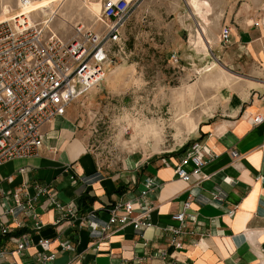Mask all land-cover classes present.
Masks as SVG:
<instances>
[{
	"label": "crops",
	"instance_id": "0c3cea01",
	"mask_svg": "<svg viewBox=\"0 0 264 264\" xmlns=\"http://www.w3.org/2000/svg\"><path fill=\"white\" fill-rule=\"evenodd\" d=\"M247 12L244 8L239 13V28L232 26L230 17L221 29L220 17L211 43H221L223 30L229 28L230 43L242 39L243 48L260 63L261 77L233 90L221 119L201 125L193 144L202 149L205 163L200 172L190 163V181L179 178L175 170L180 159L171 156L146 161L127 173L106 172L67 109L43 126L37 156L0 168V249L7 252L0 264H264V121L254 122L257 116L264 118V26L252 29ZM149 177L159 183L146 199L152 226L136 231L115 224L103 232L110 209L135 199ZM40 189L55 192L62 204L77 208V217H63ZM17 192L32 208L16 205ZM179 213L186 214L189 231L182 236L181 250L170 243L168 230L181 226L172 218ZM83 216L98 228H80ZM2 228L10 234H2ZM25 235L30 245L17 252L12 238ZM41 240L51 241L47 250ZM67 242L70 249L64 247ZM162 251L168 255L165 260ZM51 255L54 259H43Z\"/></svg>",
	"mask_w": 264,
	"mask_h": 264
},
{
	"label": "rangeland",
	"instance_id": "374dc122",
	"mask_svg": "<svg viewBox=\"0 0 264 264\" xmlns=\"http://www.w3.org/2000/svg\"><path fill=\"white\" fill-rule=\"evenodd\" d=\"M27 1L36 0H0V15L9 6L6 17L17 16ZM201 1L208 12H196L191 0H138L120 46L109 50L104 77L70 104L79 133L106 172L127 173L136 165L140 169L146 161L161 162L169 156L186 158L201 125L221 119L235 89L261 77V65L243 48L242 39L237 44L211 39L218 35L220 17L224 16L221 29L230 17L232 26L239 28L244 8L251 28L263 27L264 0ZM103 4L104 0H65L30 16L32 23H41L56 10L49 29L71 41L79 25L104 31L99 22ZM172 54H177V63ZM152 124L162 132L154 151L140 136L141 127ZM153 137L147 138L152 147ZM137 156L140 160L133 163Z\"/></svg>",
	"mask_w": 264,
	"mask_h": 264
},
{
	"label": "built area",
	"instance_id": "2783aa9c",
	"mask_svg": "<svg viewBox=\"0 0 264 264\" xmlns=\"http://www.w3.org/2000/svg\"><path fill=\"white\" fill-rule=\"evenodd\" d=\"M137 1L104 0L101 19L104 31L97 33L79 25L71 41L52 32L48 21L34 24L26 14L0 22V168L15 159L37 156L43 146V126L64 116L75 99L100 82L105 75L109 50L112 45L120 46L122 31L132 17ZM230 40V29L225 28L221 43L227 44ZM170 58L174 63L179 61L177 54H172ZM263 121L261 116L254 119L256 124ZM201 151L199 144L187 151L186 158L176 166L179 178L190 181L192 173L186 170L190 163L195 167L194 172H200L205 163ZM233 155L236 156V153ZM143 185L144 190L135 199L117 202L110 209L111 216L102 228L103 232L115 224L132 226L136 231L152 226L151 210L146 199L159 183L149 177ZM39 194L48 196L51 205L63 217H77V208L62 204L55 192L40 189ZM20 195L15 193L16 205L23 209L32 208L30 203L22 202ZM5 196L9 198V194ZM188 207L189 204H186ZM172 218L181 226L168 229L172 233L170 243L181 250L184 245L182 236L188 228L187 216L179 213ZM190 222L196 223L193 218ZM79 225L80 228H98L96 223H90L88 216L80 217ZM2 234H10V230L2 228ZM12 240L17 245V252L26 250L30 245L27 235ZM50 243V240L39 242L45 250ZM64 247L70 249V243H65ZM167 257V253L162 251L161 258L165 260ZM6 258L7 252L0 249V261ZM43 259L52 260L54 255L43 256Z\"/></svg>",
	"mask_w": 264,
	"mask_h": 264
},
{
	"label": "bare ground",
	"instance_id": "6f19581e",
	"mask_svg": "<svg viewBox=\"0 0 264 264\" xmlns=\"http://www.w3.org/2000/svg\"><path fill=\"white\" fill-rule=\"evenodd\" d=\"M64 1L65 0H36V1H27L26 4H25V6L24 5H23L24 7L22 6L23 8H21L22 10L20 11V13L18 15H24V14H26L30 18V22L32 23L33 21H32L31 16H30L31 13L38 12L39 10L51 9L52 6H55L56 4L60 5ZM190 4L194 7L195 11L198 12L199 14H202L203 12L206 13V12L209 11L207 4L205 2H202L201 0H191ZM2 11H3V13L0 15V22L1 21H11L14 18V17H11V18L6 17L7 14H10V7L9 6H5L2 9ZM43 12L45 13V11H43ZM56 12H57L56 10H52L51 11V16L47 20L48 22H51L52 21V19L55 17L54 15H56ZM92 12L96 13L93 9H92ZM102 14H103V11H102ZM101 19H102V17L99 19V22H101ZM178 98H180V97H178ZM183 111H182V113H184ZM185 117L188 118L189 123L192 122V119H190L187 116H185ZM193 125L195 126V124H193ZM193 125L190 124L191 127ZM140 132H139L140 133V136H142V138H143V142L142 143L144 145L149 146L150 147V150H153V151L159 149V144L161 142V137H160L161 135L160 134L162 132H160V129H158L155 124H152V125H150V126H148L146 128L145 127H143V128L141 127ZM138 135L139 134H137V136ZM150 135L154 136L153 138L156 141L155 144H154V147H152L151 146L152 144H150L148 142V139L147 138L150 137ZM149 147H148V149H149Z\"/></svg>",
	"mask_w": 264,
	"mask_h": 264
}]
</instances>
